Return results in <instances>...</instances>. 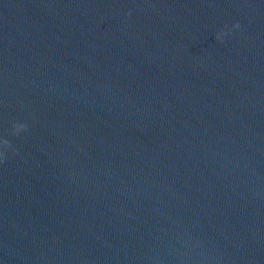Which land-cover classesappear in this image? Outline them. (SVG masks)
<instances>
[{
	"label": "water",
	"instance_id": "1",
	"mask_svg": "<svg viewBox=\"0 0 264 264\" xmlns=\"http://www.w3.org/2000/svg\"><path fill=\"white\" fill-rule=\"evenodd\" d=\"M3 137L0 264H264V0H0Z\"/></svg>",
	"mask_w": 264,
	"mask_h": 264
},
{
	"label": "clouds",
	"instance_id": "2",
	"mask_svg": "<svg viewBox=\"0 0 264 264\" xmlns=\"http://www.w3.org/2000/svg\"><path fill=\"white\" fill-rule=\"evenodd\" d=\"M130 14V12H129ZM239 22H237L236 24L233 25V27H239ZM216 39L220 40L222 39V35L221 34H217ZM28 127V125L26 123L20 122V121H13V134L14 135H19L21 130H26ZM0 145L3 146L4 150H0V160H4L6 159V149L12 147L11 142L6 138H0ZM13 151H15V149L13 148Z\"/></svg>",
	"mask_w": 264,
	"mask_h": 264
}]
</instances>
